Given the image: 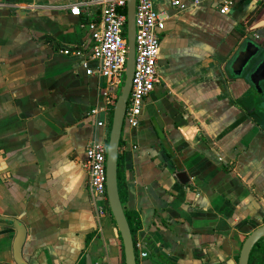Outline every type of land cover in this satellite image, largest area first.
Here are the masks:
<instances>
[{
    "label": "crops",
    "instance_id": "0c3cea01",
    "mask_svg": "<svg viewBox=\"0 0 264 264\" xmlns=\"http://www.w3.org/2000/svg\"><path fill=\"white\" fill-rule=\"evenodd\" d=\"M84 1L0 0V217L25 228L26 264H126L110 208L91 197L82 168L88 144L109 140L112 125L103 81L83 67L99 66L89 26L100 19L96 7L71 13ZM178 1L185 11L155 0L167 16L161 83L139 126L124 125L123 207L148 254L136 251L138 264H238L264 226V98L255 78L226 65L248 38L264 47V0ZM16 237L0 225V264H17Z\"/></svg>",
    "mask_w": 264,
    "mask_h": 264
},
{
    "label": "built area",
    "instance_id": "2783aa9c",
    "mask_svg": "<svg viewBox=\"0 0 264 264\" xmlns=\"http://www.w3.org/2000/svg\"><path fill=\"white\" fill-rule=\"evenodd\" d=\"M127 3L128 0H85L71 8L74 16H80L84 11L97 8L100 19L97 23L90 24L92 34L91 59L98 62L97 69H90L88 63L83 62V67L88 76L96 77L103 81V95L106 98L109 111L110 105L116 97L117 87L123 86L128 62L129 45L127 40ZM173 5L179 11L186 7L180 5L178 0H173ZM228 12V4L224 5L221 13ZM167 16L159 11L155 0H136L135 9V68L132 88L127 104L125 123L131 129H136L140 124L143 114L145 99L161 83L159 75V56L161 51V34L166 26ZM63 53L70 54V50ZM103 109H94L91 115L97 116ZM104 126V122H98ZM107 148L108 143L92 141L86 147L85 161L82 168L88 178V188L94 200H107ZM105 215V207H99L96 217ZM140 251V257L146 258L142 245H135Z\"/></svg>",
    "mask_w": 264,
    "mask_h": 264
},
{
    "label": "water",
    "instance_id": "95a60500",
    "mask_svg": "<svg viewBox=\"0 0 264 264\" xmlns=\"http://www.w3.org/2000/svg\"><path fill=\"white\" fill-rule=\"evenodd\" d=\"M135 9L136 0L127 3V40L129 45L125 82L114 106L111 131L107 148V200L113 219L122 239L125 263L138 264L134 238L121 201L118 183L119 149L125 125V114L132 88L135 68ZM226 70L234 77L248 80L255 78L256 92L264 98V47L250 38L244 40L234 56L226 65ZM184 174L178 178L182 180ZM12 225L17 231L14 242V259L17 264H26L22 257V247L26 230L13 218L0 217V225ZM264 238V226L253 231L243 243L238 264H249L251 254L257 243Z\"/></svg>",
    "mask_w": 264,
    "mask_h": 264
},
{
    "label": "trees",
    "instance_id": "16d2710c",
    "mask_svg": "<svg viewBox=\"0 0 264 264\" xmlns=\"http://www.w3.org/2000/svg\"><path fill=\"white\" fill-rule=\"evenodd\" d=\"M117 101V98H114L112 104L110 105L111 110V116H113V109L115 106V103ZM110 123H112V117H111V121ZM119 167H118V183H119V192H120V197H121V201L122 204L124 203V192H123V177H122V169H121V163L119 160ZM107 207L109 209V204L107 201ZM126 217L128 220V223L130 225V229L134 238V242L136 245V233L138 231L139 228V224L137 221V217L135 215H131L129 212H126ZM258 256V261H256V257ZM237 260L239 261V256H237ZM249 264H264V238L262 240H260L257 245L254 247L253 252L251 254L250 257V261Z\"/></svg>",
    "mask_w": 264,
    "mask_h": 264
},
{
    "label": "rangeland",
    "instance_id": "374dc122",
    "mask_svg": "<svg viewBox=\"0 0 264 264\" xmlns=\"http://www.w3.org/2000/svg\"><path fill=\"white\" fill-rule=\"evenodd\" d=\"M260 41V40H259ZM121 88H122V86H120V87H117V90H116V96H119V94H120V91H121ZM257 105H259V104H257ZM258 109V108H257ZM264 116H260V117H258V119H260V120H263L264 118H263ZM106 143H108V140L106 141Z\"/></svg>",
    "mask_w": 264,
    "mask_h": 264
}]
</instances>
